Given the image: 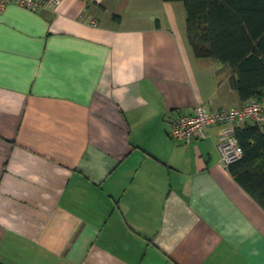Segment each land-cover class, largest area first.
Masks as SVG:
<instances>
[{
  "label": "crops",
  "instance_id": "1",
  "mask_svg": "<svg viewBox=\"0 0 264 264\" xmlns=\"http://www.w3.org/2000/svg\"><path fill=\"white\" fill-rule=\"evenodd\" d=\"M119 17L114 21L113 16ZM181 2L0 12V264H264V210L169 119L240 106Z\"/></svg>",
  "mask_w": 264,
  "mask_h": 264
},
{
  "label": "trees",
  "instance_id": "2",
  "mask_svg": "<svg viewBox=\"0 0 264 264\" xmlns=\"http://www.w3.org/2000/svg\"><path fill=\"white\" fill-rule=\"evenodd\" d=\"M163 1L182 3L193 55L227 66L241 103L264 95V0ZM232 134L241 155L226 169L264 210V124L246 121L232 126Z\"/></svg>",
  "mask_w": 264,
  "mask_h": 264
},
{
  "label": "built area",
  "instance_id": "3",
  "mask_svg": "<svg viewBox=\"0 0 264 264\" xmlns=\"http://www.w3.org/2000/svg\"><path fill=\"white\" fill-rule=\"evenodd\" d=\"M61 0H0V12L9 3H15L34 12L55 9ZM246 121L264 124V95L240 106L210 109L204 105L194 106L191 113L176 114L168 122V135L187 145L207 136L208 128L215 124H228L227 130L219 138L218 151L221 164L226 165L238 159L241 148L232 134V126Z\"/></svg>",
  "mask_w": 264,
  "mask_h": 264
}]
</instances>
